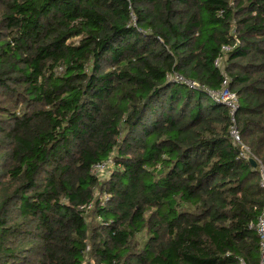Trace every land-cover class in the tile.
<instances>
[{
	"label": "trees",
	"instance_id": "obj_1",
	"mask_svg": "<svg viewBox=\"0 0 264 264\" xmlns=\"http://www.w3.org/2000/svg\"><path fill=\"white\" fill-rule=\"evenodd\" d=\"M225 79L264 166V0H0V264H259Z\"/></svg>",
	"mask_w": 264,
	"mask_h": 264
},
{
	"label": "built area",
	"instance_id": "obj_2",
	"mask_svg": "<svg viewBox=\"0 0 264 264\" xmlns=\"http://www.w3.org/2000/svg\"><path fill=\"white\" fill-rule=\"evenodd\" d=\"M229 51L228 47H222V53H226ZM214 67L218 70H223L222 66V60L219 58L215 60ZM169 80L172 82L182 83L191 89L200 88L197 83L186 81L179 75H171L169 76ZM227 80L222 84V88L218 91H207V94L210 96V99L218 105H223L229 109L230 114V121H231V127L229 129V135L232 142V145L237 150V159L245 162L253 161L256 164V169L259 173V186L264 191V166L261 164V162L256 159L252 153L251 150L247 145H245L241 139L240 133L236 127L234 115L237 110V96L235 93L231 92L227 88ZM110 165V161H108L105 164H99L94 166V173L96 175H102L106 171V166ZM87 210L90 209V205L85 207ZM249 229H252L255 234L258 237L259 241V264H264V205L257 216V219L254 222H251L249 224ZM88 264V263H87ZM240 264H244L242 261H240Z\"/></svg>",
	"mask_w": 264,
	"mask_h": 264
},
{
	"label": "water",
	"instance_id": "obj_3",
	"mask_svg": "<svg viewBox=\"0 0 264 264\" xmlns=\"http://www.w3.org/2000/svg\"><path fill=\"white\" fill-rule=\"evenodd\" d=\"M249 163H250V165H251L253 168L256 167V164H255L253 161H250Z\"/></svg>",
	"mask_w": 264,
	"mask_h": 264
}]
</instances>
